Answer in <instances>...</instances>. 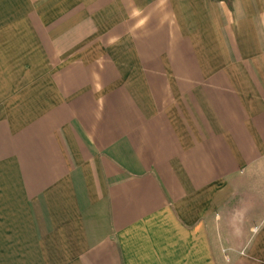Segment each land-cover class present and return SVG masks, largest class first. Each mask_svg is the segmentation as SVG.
Returning a JSON list of instances; mask_svg holds the SVG:
<instances>
[{
	"label": "crops",
	"instance_id": "crops-1",
	"mask_svg": "<svg viewBox=\"0 0 264 264\" xmlns=\"http://www.w3.org/2000/svg\"><path fill=\"white\" fill-rule=\"evenodd\" d=\"M0 264H264V0H0Z\"/></svg>",
	"mask_w": 264,
	"mask_h": 264
}]
</instances>
